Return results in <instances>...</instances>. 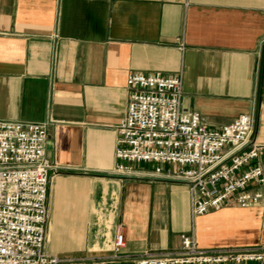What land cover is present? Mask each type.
Returning a JSON list of instances; mask_svg holds the SVG:
<instances>
[{"label":"crops","instance_id":"1","mask_svg":"<svg viewBox=\"0 0 264 264\" xmlns=\"http://www.w3.org/2000/svg\"><path fill=\"white\" fill-rule=\"evenodd\" d=\"M154 72L181 73L183 107L209 128L251 116L264 170V0H0V121L46 122L56 166L46 253L109 258L117 234L120 257L176 251L183 233L264 247V203L193 220L184 182L114 173L126 77Z\"/></svg>","mask_w":264,"mask_h":264},{"label":"built area","instance_id":"2","mask_svg":"<svg viewBox=\"0 0 264 264\" xmlns=\"http://www.w3.org/2000/svg\"><path fill=\"white\" fill-rule=\"evenodd\" d=\"M126 86L127 111L115 127V174L184 182L193 220L230 202L240 208L264 203L263 146L252 138L251 116L209 128L198 112L183 107L181 73H129ZM47 138L46 122L0 121V264H115L120 258L133 264H264V247L204 249L185 233L172 252L120 257L124 239L117 234L109 258L46 253L48 189L56 168L46 154Z\"/></svg>","mask_w":264,"mask_h":264}]
</instances>
